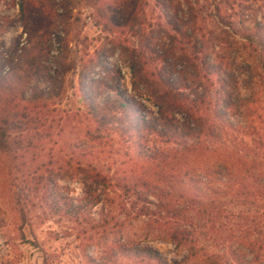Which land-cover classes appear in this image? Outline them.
I'll use <instances>...</instances> for the list:
<instances>
[{
  "label": "rangeland",
  "instance_id": "1",
  "mask_svg": "<svg viewBox=\"0 0 264 264\" xmlns=\"http://www.w3.org/2000/svg\"><path fill=\"white\" fill-rule=\"evenodd\" d=\"M70 1L25 0V11H22L23 0H0V56L23 64L25 50L32 48L36 41H44L50 49V58L48 62L41 63L40 67L42 70L46 68L51 76H59V80L64 83L60 96L47 101L50 85L45 76L32 79L26 88V97L30 99L37 92L42 98L46 108L38 111L44 127H40L38 134L32 135L33 150L30 155L19 158L13 167L9 159L0 154V264H101L106 251L130 245L153 248L167 264H196L193 260H187L188 253L185 249L156 239L159 232L176 228L179 224L183 226V223L172 220L155 207L159 200L151 192L164 194L170 191L174 200L171 199V205L179 210L186 208L180 201L185 190L174 185L183 168L167 159L166 151L160 150L162 145L159 141L155 137H147L144 145L145 158L141 159L133 144H123L109 132H105L102 142L92 143L88 139H82L88 132L89 123L79 87L81 76L85 81L98 78V64L103 62L111 70L108 82L115 84L128 101L132 97L137 98L129 60L116 45L124 42L130 48H141L143 40L136 32L141 29L149 34L152 30H158L160 10L155 8L154 0H141L140 9L145 11L143 25H138L132 31L126 26L135 8L133 0H119L118 6L112 5V13L106 11L117 20L116 26L100 18L98 9H105V0H76L73 4ZM191 1L200 14V19L198 26H195L196 37L191 45H187L189 54L192 53L194 45L203 48L213 63L220 64L225 72L233 73L238 78L240 95L248 100L244 104L236 102L237 106L228 114V118L237 128L236 132L226 129L222 143L214 146L215 149L209 154L202 153L196 158L195 166L202 171L213 167L223 169L227 163L236 172L245 174L250 169V161L254 160V173L262 175L264 78L259 76L260 57L239 34L228 31L219 24L215 17V0ZM250 1L252 0H231L234 11L228 10L224 3H221V8L224 12L227 9V16L238 23L240 20L237 14ZM256 6L262 8L259 14L261 19L264 18V0L256 2ZM184 9L185 16L188 13L186 5ZM160 36L159 52L170 49L166 35L161 33ZM176 54L167 63L156 62L154 57L149 61V70L166 64H172L178 71L185 69L186 61L178 59L180 51ZM147 56H150L149 52ZM60 62L65 65V69L60 67ZM256 69H259L258 76L254 78L250 75V70ZM246 81H250V84H246ZM144 87L143 84L142 88ZM116 97L115 93L106 90L99 102L106 103ZM139 100L146 104L148 119L154 122L158 117L157 108L149 101ZM178 118L182 124L186 123L184 115H178ZM12 138L18 139V133H13ZM77 140L81 144L73 148L71 144ZM92 147L95 149V163L90 156ZM159 150L165 154L159 161L147 160ZM233 151L239 153L242 159L237 158ZM90 162L97 167L101 166L103 173L109 178L110 186L98 189L102 203L88 211L86 219L80 222L74 220L75 209L86 196L88 189L87 178L83 173L72 177L71 170L68 173L63 170L60 175L53 176L61 194L73 206L70 210L71 216L68 217L51 215L48 209L43 210L39 196L34 191L35 185L29 183L24 188V172L29 167H23L24 164L30 163L31 170L40 167L36 177L42 175L44 180H48L47 168L55 171L59 167L76 168L78 165L87 168ZM9 167L12 168L16 180L14 191L21 194L20 202L28 213L25 222L21 221L16 212L13 188L10 191L7 186L6 170ZM234 180L236 176L231 182ZM142 182L147 187H142ZM222 182L229 181L224 178ZM26 196L30 197V202L26 201ZM245 210L250 211L253 217L264 215V210L256 214L252 207H242L238 203L229 207L230 213L234 214ZM147 214L149 215L145 216ZM106 217L107 224L104 221ZM90 220L95 225L103 224L107 228L94 229ZM235 229L233 226L232 230ZM90 259L96 262L92 263ZM251 259L252 256H249L248 260ZM108 264L136 263L127 259H115Z\"/></svg>",
  "mask_w": 264,
  "mask_h": 264
},
{
  "label": "trees",
  "instance_id": "2",
  "mask_svg": "<svg viewBox=\"0 0 264 264\" xmlns=\"http://www.w3.org/2000/svg\"><path fill=\"white\" fill-rule=\"evenodd\" d=\"M75 1L71 0L70 3ZM259 1L263 0H252L241 7L237 14L240 20L238 23L227 16L228 10L235 9L231 0H215L214 3L217 5L215 17L219 24L228 31L239 34L259 55V76L264 78V18L261 19L259 14L262 8L256 6ZM24 2L25 0L22 11H25ZM154 2L155 8L160 10L158 30H152L149 34L141 29L137 30L136 34L143 40L141 48H130L124 42H118L116 45L129 60L133 87L138 97H132L130 101L124 98L119 88L108 82L111 70L103 62L98 64L101 73L97 74L98 78L85 81L81 76L79 87L89 123L88 132L82 139H88L92 143L102 142L105 132H109L121 143L133 144L138 156L144 159L146 138L155 137L162 145L160 150L166 151L167 159L183 168L174 185L185 190L180 201L186 207L182 210L174 208L171 205V199L174 201L173 193L170 191L164 194L151 192V195L159 200L155 207L172 220L183 223V226L179 224L176 228L159 232L156 239L185 249L188 253L187 260H193L196 264H264V215L253 217L247 210L239 214L229 211L230 205L234 203L242 207L250 206L255 209L256 214L264 210V174L254 173L256 162L250 161V169L245 174L236 172L227 163L223 169L213 167L201 171L194 162L202 153L209 154L215 149L214 146L222 143L226 129L236 132L237 128L228 118V114L237 106L236 102L244 104L248 100L240 95L238 78L233 73L225 72L220 64L213 63L203 48L194 45L192 53L189 54L187 45H191L196 37L195 26H198L200 19L193 2ZM118 3L119 0H105V9H98L100 18L112 26H116L118 22L106 11L111 12L112 5L118 6ZM133 3L135 8L126 26L132 31L138 25H143L142 19L145 15V11L140 9L141 0H133ZM221 3L226 5V12L221 8ZM184 5L187 6L188 12L185 16ZM161 33L169 40L170 49L159 52ZM25 51L23 64L0 56V154L9 159L11 167L19 158L30 155L33 150L31 138L39 133L40 127H44L38 110L45 109L46 105L37 92H34L30 99L26 97L29 83L34 77L45 76L50 85L47 101L59 97L64 84L59 80V76H51L46 72V68L42 70L40 67L41 63L48 62L50 58V49L46 42L36 41L32 48ZM179 51L178 59L187 63L185 69L178 71L172 64H166L161 68L157 66L149 70V61L154 57L156 62L167 63ZM147 52L150 56H147ZM60 67L65 69L61 62ZM258 70H250V75L255 78L258 76ZM60 74L58 71V75ZM246 84H250V81H246ZM106 90L115 93L117 97L101 104L99 100ZM139 99L149 101L157 108L158 117L154 122L148 119V107ZM178 115H184L186 123L182 124ZM13 133H18V139L12 138ZM80 144L77 140L71 145L77 148ZM160 150L147 160L159 161L165 155ZM94 153L95 149L92 147L90 156L94 158L95 163ZM235 154L237 158L242 159L239 153ZM93 162H90L87 168L80 165L76 168L59 167L58 172L47 168L48 180H44L42 175L36 177L40 167L31 170L30 163L24 164L23 167L29 165L24 172V188L29 183L35 185L34 191L39 196L43 210L48 209L51 215L68 217L71 216L70 210L73 206L69 204V199L61 194L53 176L60 175L63 170H67V173L71 170L72 177L83 173L87 178L88 189L86 196L75 209L74 220L80 222L86 219L88 211L102 203L98 189L110 186L109 178L103 173L101 166L97 167ZM11 167L6 170V182L10 191L15 187L16 181ZM235 176L236 180L231 182ZM224 178L229 182H222ZM140 185L147 187L143 182ZM14 193L16 212L21 221L25 222L28 213L20 202L22 196L16 194V191ZM26 199L30 202L29 196H26ZM104 221L105 224L108 223L107 217ZM90 224L94 229L107 228L103 224L95 225L92 220ZM233 226L236 227L235 230H232ZM256 236L258 237L255 238ZM249 256H252L251 260H248ZM115 259H127L136 264H167L153 248L142 245L106 251L104 262L101 264H108ZM90 261L96 262L94 259Z\"/></svg>",
  "mask_w": 264,
  "mask_h": 264
}]
</instances>
